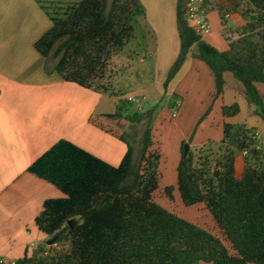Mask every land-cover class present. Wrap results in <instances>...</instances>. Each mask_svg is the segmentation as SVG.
<instances>
[{
  "label": "trees",
  "instance_id": "obj_1",
  "mask_svg": "<svg viewBox=\"0 0 264 264\" xmlns=\"http://www.w3.org/2000/svg\"><path fill=\"white\" fill-rule=\"evenodd\" d=\"M37 2L52 26L34 47L53 63L55 72L81 87L121 95L109 89L105 77L113 56L136 36V19L145 15L141 0ZM238 7L248 21L237 29L236 39L226 38L228 48L221 50L190 26L186 0H177L181 46L163 84L165 93L196 49V56L213 72L216 97L223 94L224 75L230 72L264 114V93L257 86L264 83V0H241L233 11ZM128 105V100L120 99L110 116L122 118ZM171 106H177L175 100ZM239 111L237 103L223 106L225 118ZM153 116L139 139L137 156L125 134L119 135L127 151L118 165L61 139L28 167V172L64 194L47 199L35 222L55 244L68 248L51 245L8 264H264V167L251 162L263 154L256 133L225 122L224 153L216 158L209 153L211 142L184 154V145L193 142L194 134L182 143L177 166L181 200L185 206L204 204L219 236L156 201L162 153L156 147ZM128 119L141 120V115ZM240 154H245L241 173ZM165 191L173 198V186Z\"/></svg>",
  "mask_w": 264,
  "mask_h": 264
},
{
  "label": "crops",
  "instance_id": "obj_2",
  "mask_svg": "<svg viewBox=\"0 0 264 264\" xmlns=\"http://www.w3.org/2000/svg\"><path fill=\"white\" fill-rule=\"evenodd\" d=\"M176 3L177 0L169 1V16L155 18L161 34L166 38L173 34L175 40L172 57L160 71L162 84L178 50ZM229 3L214 0L209 7L212 29H217L221 35L233 21L238 25L247 22L241 7L237 10L238 20L233 14L221 18L219 5ZM43 14L36 1H0V260L7 264L52 245L49 243L51 238L38 229L35 220L47 199L61 198L64 194L53 184L28 172L34 161L61 139H67L113 165L120 164L127 151L126 144L119 139L122 134L117 131L119 122L110 116L116 111L117 97L63 80L55 72L53 63H47L35 49L34 43L51 27ZM195 50L171 82L168 100L180 90L184 81L196 83L203 79L209 84L206 93L212 98L216 89L215 77L209 66L196 56ZM161 61L162 55L158 68ZM233 76L225 73V85L231 82L235 89L246 94L241 82ZM143 92L158 93L159 87L149 86ZM159 94L163 95V92ZM181 97L182 100L176 101L179 108L173 117L177 120L184 115L188 105L187 96L181 94ZM223 99L222 95L218 101L222 103ZM166 112L171 120L169 107ZM187 137L180 138L175 144L177 166L182 143L189 139ZM159 141L155 139L163 164L166 152L161 139ZM193 145L197 146V143L193 141Z\"/></svg>",
  "mask_w": 264,
  "mask_h": 264
},
{
  "label": "rangeland",
  "instance_id": "obj_3",
  "mask_svg": "<svg viewBox=\"0 0 264 264\" xmlns=\"http://www.w3.org/2000/svg\"><path fill=\"white\" fill-rule=\"evenodd\" d=\"M0 1L37 2V0ZM169 1L171 0H141L145 15L140 14L136 19V36L122 51L113 56L107 68L105 83L109 86L110 90L121 94L115 98L117 104H119L120 99L123 98L129 102L127 112L123 114L122 118H117V121L119 122L117 131L122 134L124 133L128 140L133 144L135 148V156L138 155L139 139L142 136L146 122L150 116L154 115V137H156L155 139L158 141L161 139L164 144V151L166 152L165 160H163V164L161 165V182L160 188L155 195L156 201L168 210L210 230L216 235L222 236L219 227L204 204L200 203L193 206H185L183 204L180 193L177 189L178 153L175 151V144L180 138L183 137L184 139L187 136L190 138L191 135L194 134L193 141L197 143L198 147L193 145L192 142L190 143L191 149L199 148L211 142L210 146H208L211 149L209 153L213 158H216L224 153V146L221 145L224 123L229 122L235 126H246L256 133L257 145L263 149V154L260 160L256 162L251 160V162L256 163L257 165L261 164V166L264 167V114L261 107L255 105L247 94H243L241 91L235 89L231 82L224 85V92L220 95L221 98L222 95L224 98L222 103L221 101H218L219 97L215 96L216 89L212 98L206 93L210 88L205 79L199 82L197 80L196 83L192 80L184 81L179 88L180 90L177 92L178 94L176 93L177 95L180 94L178 98L174 99V93L170 100L167 99V93H165V88L161 81L160 71L164 69L163 67H165L167 61L172 57L173 50L175 49V40H173V34H170L167 38L161 34L159 23L155 18L160 19L167 15L169 16ZM223 1H230V3L229 5H223L221 7L219 5L221 18L226 19L228 14H233L235 20H238V17L240 16L237 15V12L233 11L232 7L235 6V3H239L241 0ZM166 2H168L167 6L165 5ZM214 4L216 5V3ZM9 11L12 12L11 9H9ZM43 15L47 18L48 26H52V21L50 19L48 20L46 13ZM242 16L244 15L242 14ZM231 22L232 20L230 19V24ZM246 23L247 22H245V24ZM241 27L242 25H238L233 21V24L229 29H224V31L221 32L223 36L214 28L210 34L206 35V40L223 50V48L228 46L226 38L229 40L236 39L238 37L237 29ZM176 31L178 34L176 40L178 50L175 56L176 59L171 62L169 70L180 53L181 41L178 26ZM170 33H172L171 30ZM159 34H161V37H159ZM165 53L167 56H165ZM161 55L162 61L158 68V60ZM230 74L233 75L232 73ZM174 84L175 83L171 85L172 88L174 87ZM149 86L159 87V92H163V95L159 94V92L153 94L144 93V89ZM258 88L264 93V83H258ZM181 94L187 96L185 98L188 105L185 108L186 110L184 109V115L181 114L177 120V118L175 119L173 117L176 115L179 107L176 106L173 108L171 102L173 100L178 101L180 98L182 100ZM130 96H135V100H130ZM235 103L240 107L239 113L235 116L225 118L223 115V106H230ZM168 107L171 114V120L168 119L170 116H168V113L166 112ZM134 113L140 114L141 120L134 119L133 121H130L128 115H134ZM95 120H97V118H95ZM123 130L125 131L123 132ZM188 140L189 139L184 141ZM244 156L245 154H240L241 161L238 165L239 173L243 170L242 160H244ZM168 186L174 187L173 198L168 197L165 191V188ZM52 246L57 248H68L67 244L57 245L55 242Z\"/></svg>",
  "mask_w": 264,
  "mask_h": 264
},
{
  "label": "built area",
  "instance_id": "obj_4",
  "mask_svg": "<svg viewBox=\"0 0 264 264\" xmlns=\"http://www.w3.org/2000/svg\"><path fill=\"white\" fill-rule=\"evenodd\" d=\"M214 0H186L187 20L196 31L203 36L212 32V23L209 15V7ZM130 96V100H135Z\"/></svg>",
  "mask_w": 264,
  "mask_h": 264
},
{
  "label": "water",
  "instance_id": "obj_5",
  "mask_svg": "<svg viewBox=\"0 0 264 264\" xmlns=\"http://www.w3.org/2000/svg\"><path fill=\"white\" fill-rule=\"evenodd\" d=\"M190 149H191V145L189 143H186L184 146V154L187 155ZM54 242H55V239H51L49 241L50 244H53Z\"/></svg>",
  "mask_w": 264,
  "mask_h": 264
}]
</instances>
